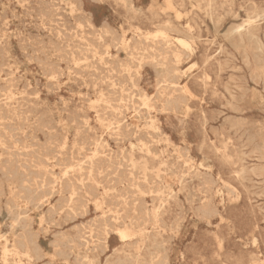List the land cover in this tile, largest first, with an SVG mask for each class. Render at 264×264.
Here are the masks:
<instances>
[{
    "label": "rangeland",
    "instance_id": "rangeland-1",
    "mask_svg": "<svg viewBox=\"0 0 264 264\" xmlns=\"http://www.w3.org/2000/svg\"><path fill=\"white\" fill-rule=\"evenodd\" d=\"M0 264H264V0H0Z\"/></svg>",
    "mask_w": 264,
    "mask_h": 264
},
{
    "label": "bare ground",
    "instance_id": "bare-ground-1",
    "mask_svg": "<svg viewBox=\"0 0 264 264\" xmlns=\"http://www.w3.org/2000/svg\"><path fill=\"white\" fill-rule=\"evenodd\" d=\"M19 3V2H18ZM52 4V3H51ZM82 10V9H81ZM77 11V10H76ZM78 17V16H77ZM61 18V17H60ZM66 21V20H65ZM80 21H81V19H80ZM53 22V21H52ZM253 23V21H252V19H247V20H245L242 24H240V25H237V26H235L234 27V29H233V31H235V32H239L241 29H243V28H245V26H250L251 24ZM52 24V23H51ZM79 24V23H78ZM82 24V23H81ZM80 24V25H81ZM58 26V25H57ZM83 26V25H82ZM44 27V26H43ZM52 27V26H51ZM80 27V26H79ZM55 28V27H54ZM54 28H53V30H54ZM59 28V27H58ZM76 30V29H75ZM60 31V30H59ZM78 31V30H77ZM59 33V32H58ZM106 33V32H105ZM232 33V32H231ZM155 34V33H154ZM153 34V35H154ZM163 35V34H162ZM65 36V35H64ZM72 36V35H71ZM61 37V36H60ZM59 37V38H60ZM99 37H101V36H99ZM65 38V37H64ZM62 40V39H61ZM148 40V39H147ZM73 43V42H72ZM5 44V43H4ZM58 48V47H57ZM70 49V48H69ZM81 49V48H80ZM33 51V50H32ZM66 51V50H65ZM34 52V51H33ZM107 52V51H106ZM37 53V52H36ZM73 53V52H72ZM74 54V53H73ZM83 55V54H82ZM107 55V54H106ZM87 56V55H86ZM95 58V57H94ZM80 60H82L81 58H80ZM85 60H87V59H85ZM91 60V59H90ZM89 60V61H90ZM79 61V60H78ZM99 61V60H98ZM62 62V61H61ZM86 62V61H85ZM84 63V62H83ZM90 63V62H89ZM81 65V64H80ZM59 66V65H58ZM89 66V65H88ZM102 66V65H101ZM32 67V66H31ZM89 68V67H88ZM11 69V68H10ZM96 69V68H95ZM97 71V70H96ZM110 73V72H109ZM59 74V73H58ZM63 76V75H62ZM108 78H109V76H108ZM115 78V77H114ZM108 80H110V79H108ZM174 85V84H173ZM96 86V85H95ZM108 88V87H107ZM122 89V88H121ZM108 93V92H107ZM87 94V93H86ZM101 94H102V92H101ZM105 95V94H104ZM110 95V94H109ZM113 95V94H112ZM17 96V95H16ZM83 96V95H82ZM102 97H105V96H102ZM87 98H89V97H87ZM11 99V98H10ZM94 99H95V97H94ZM106 99V98H105ZM97 100V99H96ZM102 101V100H101ZM104 101H106V100H104ZM110 102V101H109ZM112 102V101H111ZM124 102V101H123ZM144 106V105H143ZM145 106H146V103H145ZM144 106V107H145ZM108 109V108H107ZM136 112V111H135ZM113 121V120H112ZM220 125V124H219ZM109 128V127H108ZM204 128V127H203ZM114 131V130H113ZM150 136V135H149ZM231 136V135H230ZM17 140V139H16ZM99 142V141H98ZM105 143V142H104ZM133 145V144H132ZM180 147V146H179ZM9 149V148H8ZM26 149V148H25ZM21 151V150H20ZM58 154V153H57ZM92 154H93V151H92ZM103 155V154H102ZM22 156V155H21ZM91 157H92V155H91ZM88 158H90V157H88ZM124 158V157H123ZM189 158V157H188ZM86 159V158H85ZM90 160V159H89ZM84 161V160H83ZM81 163V162H80ZM199 164H200V162H199ZM201 165V164H200ZM57 166V165H56ZM78 167H80L79 165H78ZM71 168H73V166L71 167ZM129 168V167H128ZM251 170V169H250ZM26 172V171H25ZM235 174H236V172H235ZM63 177V176H62ZM61 182V181H60ZM105 190V189H104ZM120 204V203H119ZM14 224V223H13ZM74 227V226H73ZM128 234H127V232L126 231H120V236L122 237V238H124V237H126ZM83 239V238H82ZM85 239V238H84ZM97 242V241H96ZM1 252H2V256L3 257H6V256H8V255H12V256H15L17 259H18V261H20L21 260V258H26L28 261H29V259L31 258V254H30V249L24 244V243H22V242H19V243H10L6 238H4V243L2 244V248H1ZM30 263V262H29Z\"/></svg>",
    "mask_w": 264,
    "mask_h": 264
}]
</instances>
